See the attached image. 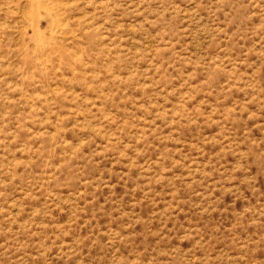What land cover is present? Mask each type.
I'll return each mask as SVG.
<instances>
[{
	"label": "rangeland",
	"instance_id": "obj_1",
	"mask_svg": "<svg viewBox=\"0 0 264 264\" xmlns=\"http://www.w3.org/2000/svg\"><path fill=\"white\" fill-rule=\"evenodd\" d=\"M0 264H264V0H0Z\"/></svg>",
	"mask_w": 264,
	"mask_h": 264
}]
</instances>
